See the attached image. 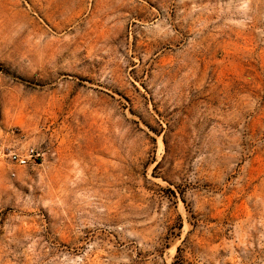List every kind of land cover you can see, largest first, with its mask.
<instances>
[{
	"label": "rangeland",
	"instance_id": "rangeland-1",
	"mask_svg": "<svg viewBox=\"0 0 264 264\" xmlns=\"http://www.w3.org/2000/svg\"><path fill=\"white\" fill-rule=\"evenodd\" d=\"M0 264H264V0H0Z\"/></svg>",
	"mask_w": 264,
	"mask_h": 264
},
{
	"label": "built area",
	"instance_id": "built-area-1",
	"mask_svg": "<svg viewBox=\"0 0 264 264\" xmlns=\"http://www.w3.org/2000/svg\"><path fill=\"white\" fill-rule=\"evenodd\" d=\"M8 156V158L15 164L19 166H26L31 160L37 161L41 154L36 150H31L27 154H20L16 152H11L8 155L0 148V157Z\"/></svg>",
	"mask_w": 264,
	"mask_h": 264
}]
</instances>
